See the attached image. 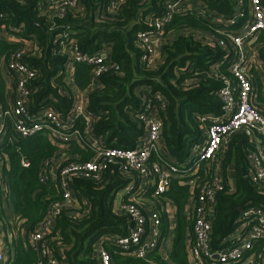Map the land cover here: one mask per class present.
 Returning a JSON list of instances; mask_svg holds the SVG:
<instances>
[{
	"label": "trees",
	"instance_id": "1",
	"mask_svg": "<svg viewBox=\"0 0 264 264\" xmlns=\"http://www.w3.org/2000/svg\"><path fill=\"white\" fill-rule=\"evenodd\" d=\"M201 1L207 9L227 18L233 11L231 0ZM163 2L124 0L114 12H108L106 0H78L76 7L57 16L54 9H42L45 0H0V26L7 30V36L13 37L11 43L0 37V55L15 52L24 41L32 45V49L22 56L37 73L28 85L29 113L52 109L65 118L72 111L76 93L83 91L90 115L89 124L81 117L73 122L72 127L80 133L77 140L74 137L61 141L52 132L40 131L2 145V169L14 219V232L6 243L7 257L2 264H35L43 251L54 256L56 264H98L96 249L99 246L109 251L113 264L144 263L143 259L118 251L111 245L110 238L124 235L130 223L127 215L114 206V200L117 192L133 178V173L120 171L117 165H110L98 180L70 177L72 205L61 209L35 248L31 246L29 234L45 220L50 205L61 198L56 179L40 182L43 162L56 159L55 170L58 171L61 165L70 161L90 159L94 154L86 142L90 136L100 138L106 146L135 147L143 134V126L131 115L137 117L139 113L141 99L137 90L142 86L149 87L148 96L152 98L158 93L166 103L165 111L158 114L163 121L161 140L170 158L164 157L161 162L155 153H151L148 166L153 162L177 163L179 173H183L182 165L192 146L203 139V129L210 123L207 118L220 115L218 91L221 82L205 70L213 68L222 74L228 73L226 63L221 60L227 49L232 53V47L229 43L226 49L219 44L211 46L210 41L223 39L228 42L225 30L233 31L235 27L216 25L195 13L175 14L164 26L162 61L147 67L142 62L137 33L146 29V18L161 14ZM12 28L19 30L14 32ZM63 30L70 34L81 53H96L108 45L109 62L117 63L120 73L116 74L112 69L103 72L98 77L99 85L92 89L89 88L93 83L91 66L75 63L70 75L66 55L60 52ZM199 32L200 36L197 35ZM256 43L263 55L264 35L259 36ZM252 47L257 46L252 44ZM257 100L256 106L264 114L259 102L264 98L259 96ZM87 126L90 134L86 133ZM252 149L249 137L243 131H237L220 153L222 188L214 195L209 240L212 251H219L228 244L226 239L241 224L243 211L251 207L264 209V188L253 183L246 171V153ZM22 160L29 163L27 167L22 166ZM228 164L234 166L233 189L226 179ZM215 166L213 161L202 164L191 176L195 182L191 188L179 184L178 181L185 179L170 180L166 194L177 208L173 250L171 247L168 254L169 251H158L157 247L146 254L151 263L188 264L183 239L186 225L183 209L190 199L196 201L201 186L212 181L216 175ZM3 216L0 207V221L5 218ZM190 226L192 230V218ZM261 249L262 245L251 253H254V260L264 264V254H259ZM204 261L211 264L215 259Z\"/></svg>",
	"mask_w": 264,
	"mask_h": 264
},
{
	"label": "built area",
	"instance_id": "2",
	"mask_svg": "<svg viewBox=\"0 0 264 264\" xmlns=\"http://www.w3.org/2000/svg\"><path fill=\"white\" fill-rule=\"evenodd\" d=\"M106 1L107 10L114 12L117 5L124 0ZM45 2L42 9H54L57 16H63L68 9L76 7L78 0H45ZM231 4L233 11L227 18L223 14L207 9L201 0H164L161 14L155 18H146L147 27L137 33V43L142 50V62L147 67H152L157 64L156 52L158 50L161 52L164 44L165 23L175 14L195 13L214 21L216 25L235 27L233 31L225 30L224 35L228 42L223 39L210 41L211 46L219 44L226 49L229 43L232 47V53L227 49L221 60V63H226L227 74H222L216 69L211 72L205 71L221 82L218 91L221 113L207 118L210 123L203 129V139L192 146L191 153L182 166L184 172H187L186 176L190 177L189 184L194 186L195 182L191 176L197 173L202 164L214 161L237 131H243L253 146V149L246 153L247 174L253 183L264 188V114L255 104L257 94L254 88L255 78L252 74V69L257 63L264 64V52L263 55L258 52L259 47L256 43L259 36L264 35V0H231ZM18 30L12 28L14 32ZM6 31L4 26H0V37L8 39L7 42L11 43L13 37L7 36ZM200 34L199 32L197 35ZM60 37L62 41H60V52L66 55V65L70 75L75 63H84L92 67L93 83L98 82V77L109 69L116 74L120 73L119 65L109 62L108 45L103 46L96 53L87 54L78 51L66 30L61 32ZM54 41L56 42V38ZM22 43V47L15 52L6 56L0 55V70L10 74L12 87L11 108L0 113V183L2 194L7 199L8 187L4 180L1 152L2 145L6 141L15 142L16 138L29 137L40 131L52 132L61 141L74 137L77 140L80 133L72 127L73 122L81 117L87 124L90 119L83 92L76 93L72 111L65 118L52 109L29 113L28 85L37 73L24 62L22 57L32 49V45L27 41ZM252 44L257 47H252ZM259 80L262 81L260 76ZM143 88L138 94L141 99L139 113L137 117L131 115L143 126V134L137 140L135 147L106 146L100 138L90 136L86 140L87 146L94 152L90 159L70 161L61 165L58 171L55 170L56 159L50 158L43 162L39 180L41 183H47L51 179H56L61 189V198L50 205L45 220L29 234L33 248L61 209L72 205L70 177L98 180L110 165H117L120 171L133 173V178L124 187L130 198L120 201L117 207L127 215L130 223L124 235L110 238L111 245L118 251L127 252L144 260V263L129 264H153L146 258V254L161 245L158 243L162 237L161 213L158 205L166 202L163 194L169 189L170 180L181 175V172L179 173L177 163L162 165L153 162L148 166L151 153H155L161 162L165 157L159 151L163 121L158 113L165 111L166 103L158 93L152 98L148 96V86ZM152 103L156 105V114L151 113ZM86 133H91L89 126ZM21 164L27 167L29 163L22 160ZM221 188L220 174H216L212 181L199 188L197 199L191 204L193 239L187 245V255L192 264H206L205 259H215L211 264H261L254 260V253H251L262 245L259 254H264V209L261 207H251L242 212L241 224L227 237L229 241L236 240L235 243H230L219 251L211 250L209 240L214 195ZM146 195L150 198V211H146L145 208ZM1 243L0 238V264L4 260ZM96 254L98 264H113L111 254L103 246L96 249ZM58 255L61 256V253L58 252ZM35 264H56V258L43 251L41 258Z\"/></svg>",
	"mask_w": 264,
	"mask_h": 264
},
{
	"label": "crops",
	"instance_id": "3",
	"mask_svg": "<svg viewBox=\"0 0 264 264\" xmlns=\"http://www.w3.org/2000/svg\"><path fill=\"white\" fill-rule=\"evenodd\" d=\"M108 12H112V11H108ZM155 58L157 60V63H160L162 61V55H161L160 50H158L156 52ZM213 70H215V69L210 68V69H206L205 71L211 72ZM257 72L259 74H257ZM252 74L254 75V78H255L254 88H255L256 94H257L256 99H255V104L257 105L258 97L260 96V97L264 98V64L257 63L256 67L252 69ZM259 76L261 77L262 81L259 80ZM97 85H99V82L92 83V85L89 86V88L92 89L94 87H97ZM143 87L144 86H142V88H139L137 90L138 94L143 91V89H144ZM11 97H12L11 76L6 71L0 70V113H2L3 111L10 110V108H11ZM259 102H260V107L264 109V101L259 100ZM151 113H155V114L157 113V108H156L155 103L151 104ZM6 116H8V115H6ZM159 151H160L161 155H164L165 157L170 158L168 156L167 150H166L162 140L159 143ZM63 157L64 156L60 157V161L62 160ZM220 161H221V155L218 154L217 157L215 158V160L213 161V163L216 165L215 166V173L216 174H221V166H219ZM55 168H56V165H55ZM186 174H187L186 172L181 173V175H177L173 179H178V180L185 179V181H182V180L178 181L179 184H181V185L186 184L189 188H191L192 184H189V182H188V179L190 177L186 176ZM226 179H227L228 186L231 189H233L235 186V173H234L233 164H228L226 166ZM167 191L163 194V198L165 199L166 202L158 205V207L160 209V213H161V231H162V237L158 240V243L161 244V245H159L158 251H169V252H167L169 254L171 251V247L173 250L172 242L174 240V237L176 236L177 208H176V205H175L174 201L172 200V198H170L166 194ZM1 198H2V201L0 202V207L3 209V215H4L3 218L5 217L4 218L5 220L2 219V221H0V238L2 240L1 251H2V253L4 255V259H5L7 257L6 243H7V241L11 240V235H13V232H14V226H13L14 224L12 221L13 215H12V210H11V206H10V201L3 194L1 195ZM129 198H130L129 193L126 192L124 189V194L115 198L114 206L118 207V204L120 201H123L124 199H129ZM144 198L146 200L145 201L146 211H150V198H148L147 195ZM192 202H193V200L190 199L188 204L183 209V217H184V220L186 221V225L183 227L184 228L183 239H184L186 246L193 239V233H192L191 226H190V222H191V218H192L191 217V210H192L191 204H192ZM211 212H212V210H211ZM163 220H165V224L163 223ZM164 227H166L165 231H163ZM229 240L230 239L227 238V241H229ZM234 241H236V240H234ZM234 241L233 240L229 241L228 244L229 245H230V243L233 244ZM185 253H186V251H185ZM187 261H188V264H192L191 259L188 255H187ZM263 261H264V257H263ZM171 264H176V263L171 262Z\"/></svg>",
	"mask_w": 264,
	"mask_h": 264
},
{
	"label": "rangeland",
	"instance_id": "4",
	"mask_svg": "<svg viewBox=\"0 0 264 264\" xmlns=\"http://www.w3.org/2000/svg\"><path fill=\"white\" fill-rule=\"evenodd\" d=\"M250 43H251V42H250ZM123 194H124V189H121V190L118 191V193L116 194L115 198L118 197V196H121V195H123ZM12 221H13V224H14V219H13V217H12ZM244 239H245V238H244Z\"/></svg>",
	"mask_w": 264,
	"mask_h": 264
},
{
	"label": "water",
	"instance_id": "5",
	"mask_svg": "<svg viewBox=\"0 0 264 264\" xmlns=\"http://www.w3.org/2000/svg\"><path fill=\"white\" fill-rule=\"evenodd\" d=\"M244 173V172H243Z\"/></svg>",
	"mask_w": 264,
	"mask_h": 264
}]
</instances>
